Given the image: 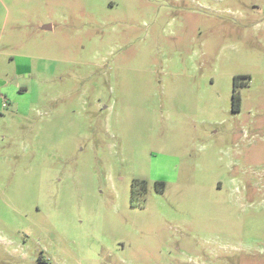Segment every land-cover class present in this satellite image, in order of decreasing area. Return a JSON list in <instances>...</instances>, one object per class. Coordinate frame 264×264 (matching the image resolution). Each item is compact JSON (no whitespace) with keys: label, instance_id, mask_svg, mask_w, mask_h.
Wrapping results in <instances>:
<instances>
[{"label":"rangeland","instance_id":"374dc122","mask_svg":"<svg viewBox=\"0 0 264 264\" xmlns=\"http://www.w3.org/2000/svg\"><path fill=\"white\" fill-rule=\"evenodd\" d=\"M0 264H264V0H0Z\"/></svg>","mask_w":264,"mask_h":264},{"label":"trees","instance_id":"16d2710c","mask_svg":"<svg viewBox=\"0 0 264 264\" xmlns=\"http://www.w3.org/2000/svg\"><path fill=\"white\" fill-rule=\"evenodd\" d=\"M248 85V76H236L234 78L233 82V99H232V106L234 112L240 111V103H241V93L240 88ZM163 187L162 184H159ZM139 189H142L143 191H147V184L139 183L138 181H135L133 184L132 189V204L135 205L136 196L138 194Z\"/></svg>","mask_w":264,"mask_h":264}]
</instances>
